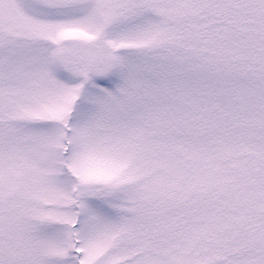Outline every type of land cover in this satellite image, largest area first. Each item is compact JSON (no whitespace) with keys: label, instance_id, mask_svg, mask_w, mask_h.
<instances>
[{"label":"snow or ice","instance_id":"1","mask_svg":"<svg viewBox=\"0 0 264 264\" xmlns=\"http://www.w3.org/2000/svg\"><path fill=\"white\" fill-rule=\"evenodd\" d=\"M0 264H264V0H0Z\"/></svg>","mask_w":264,"mask_h":264}]
</instances>
